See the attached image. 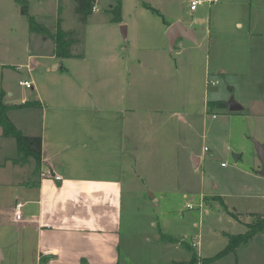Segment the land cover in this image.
<instances>
[{
	"label": "rangeland",
	"instance_id": "374dc122",
	"mask_svg": "<svg viewBox=\"0 0 264 264\" xmlns=\"http://www.w3.org/2000/svg\"><path fill=\"white\" fill-rule=\"evenodd\" d=\"M190 2L122 0L117 22L110 10L117 0H96L99 9L83 23L75 0H28L30 14L51 30L59 20L63 29L77 30L80 42L72 51L87 58L86 69L102 59L104 70L139 75L144 68L133 56L141 53L150 66L137 85L149 89L154 104L167 100L169 111L177 104L183 116L182 151L155 153L143 175L146 184L124 194L123 244L133 264H177L194 252L213 256L227 245L228 233H243L254 214L264 215L256 147L264 145V0H213L194 12ZM173 21L193 28L196 40L179 38L171 51L165 27ZM51 49L52 38L29 30L16 0H0V88L16 91L12 101L31 94L21 80L68 66L67 58L39 57ZM110 55L119 59L115 67L106 61ZM157 55L166 59L162 67L153 59ZM215 101L224 105H209ZM232 103L243 109L231 111ZM6 153L22 161L17 148L7 147L0 151L1 168ZM195 156L201 157L198 167ZM162 234L178 241H165ZM211 264H264V233Z\"/></svg>",
	"mask_w": 264,
	"mask_h": 264
},
{
	"label": "crops",
	"instance_id": "0c3cea01",
	"mask_svg": "<svg viewBox=\"0 0 264 264\" xmlns=\"http://www.w3.org/2000/svg\"><path fill=\"white\" fill-rule=\"evenodd\" d=\"M50 53L39 57L68 59L61 73L48 68L25 79L32 83L25 86L31 94L19 100H11L16 91L1 88L6 104L33 102L8 116L24 134L42 137V154L40 162L31 155L17 162L15 153L3 157L0 264H133L123 244L124 194L146 184L143 175L155 153L182 151L183 116L177 104L170 111L167 100L154 104L149 89L137 85L150 66L141 53L133 56L144 68L139 75L104 70L102 59L86 69L87 58L73 51L70 57ZM153 59L160 67L166 61L161 55ZM106 61L115 67L119 59L110 55ZM7 147L16 149L17 141L4 136L0 125V151ZM194 159L198 167L201 157ZM17 203H22L19 222L12 219Z\"/></svg>",
	"mask_w": 264,
	"mask_h": 264
},
{
	"label": "trees",
	"instance_id": "16d2710c",
	"mask_svg": "<svg viewBox=\"0 0 264 264\" xmlns=\"http://www.w3.org/2000/svg\"><path fill=\"white\" fill-rule=\"evenodd\" d=\"M76 1V12L79 15L80 21L86 23L88 16L93 13V8L96 5V0H75ZM20 5L21 13L26 15L29 22V30L33 33H40L51 37L54 41V54L58 57H70L72 56V48L75 44L80 42L77 37V33L74 30H64L59 20L58 26L55 31L44 24L37 21V19L29 12L28 0H16ZM113 13L112 20L121 22L122 21V0H117V3L111 7ZM6 92L0 88V125L3 128V135L6 137H14L17 141V148L20 154L21 160H25L30 155L40 162L42 154V137L40 136H28L19 129L15 123L8 116V111L13 108H20L24 106L32 105L33 102L26 101L22 104H6L4 98ZM219 104L224 105L222 101L210 102L209 105ZM15 162L19 159H15ZM221 198V197H220ZM222 203L226 206L225 202L221 198ZM232 216L238 218L237 213L230 212ZM247 230L243 233L231 234L228 233V243L221 251L217 254L201 258L197 252H194L192 257L188 260L179 262L177 264H211L212 262L223 258L224 256L236 252L237 248L243 244H247L251 239L260 233H264V215L254 214L252 222L247 224ZM165 241H178V239L162 234ZM187 247L190 245L187 243Z\"/></svg>",
	"mask_w": 264,
	"mask_h": 264
},
{
	"label": "water",
	"instance_id": "95a60500",
	"mask_svg": "<svg viewBox=\"0 0 264 264\" xmlns=\"http://www.w3.org/2000/svg\"><path fill=\"white\" fill-rule=\"evenodd\" d=\"M123 28H125V26ZM124 33H126V32H124ZM166 36L169 40V45H170L171 50L174 49L175 43H176L177 39H179V38H187V39L196 40L195 30L193 28H190V27L182 24L179 21L171 24L168 27V29L166 31ZM242 109H243V107L240 104L232 103L230 105L231 111H240ZM256 147L258 150V155L262 161V169H261L260 173L262 175H264V145L260 142H256ZM0 256H1V249H0Z\"/></svg>",
	"mask_w": 264,
	"mask_h": 264
},
{
	"label": "built area",
	"instance_id": "2783aa9c",
	"mask_svg": "<svg viewBox=\"0 0 264 264\" xmlns=\"http://www.w3.org/2000/svg\"><path fill=\"white\" fill-rule=\"evenodd\" d=\"M205 2H213V0H191L190 2V9L194 12L195 10H197L198 6L205 3ZM99 8L95 5L93 8V11L98 10ZM22 85L26 86L27 88H31L32 87V83L29 80H25L21 82ZM57 179H61L60 176H56ZM188 207L192 208L193 205L192 204H188ZM22 203H17L15 206V210L13 213V221L15 222H19L22 221ZM198 246L199 242L194 243V246Z\"/></svg>",
	"mask_w": 264,
	"mask_h": 264
}]
</instances>
